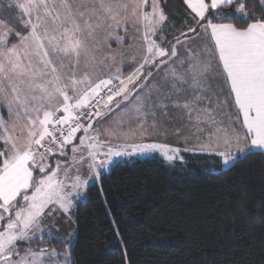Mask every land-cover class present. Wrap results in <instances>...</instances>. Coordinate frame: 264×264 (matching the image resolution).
<instances>
[{"label": "snow or ice", "instance_id": "6c2138e0", "mask_svg": "<svg viewBox=\"0 0 264 264\" xmlns=\"http://www.w3.org/2000/svg\"><path fill=\"white\" fill-rule=\"evenodd\" d=\"M182 4L177 28L168 0H0V264H79L97 185L123 246L102 184L122 164L264 156V0Z\"/></svg>", "mask_w": 264, "mask_h": 264}, {"label": "trees", "instance_id": "16d2710c", "mask_svg": "<svg viewBox=\"0 0 264 264\" xmlns=\"http://www.w3.org/2000/svg\"><path fill=\"white\" fill-rule=\"evenodd\" d=\"M166 11L179 28L182 0H168ZM183 155L169 164L155 154L103 177L123 246L99 185L88 189L76 210L73 255L79 264H126L124 249L127 264H264V156L253 155L222 175L219 160Z\"/></svg>", "mask_w": 264, "mask_h": 264}, {"label": "rangeland", "instance_id": "374dc122", "mask_svg": "<svg viewBox=\"0 0 264 264\" xmlns=\"http://www.w3.org/2000/svg\"><path fill=\"white\" fill-rule=\"evenodd\" d=\"M115 46V45H114ZM134 69H132V71H133ZM125 74H127V73H125ZM169 139L170 140H173V141H168L170 144H172L173 146H179V145H176V141L173 139V138H171V137H169ZM181 147H182V145H180ZM156 155H159V154H156ZM166 161V160H165ZM167 162V161H166ZM167 163H169V162H167ZM170 164V163H169ZM64 228H65V226H61L60 227V229H59V232H60V234H63V232H64Z\"/></svg>", "mask_w": 264, "mask_h": 264}, {"label": "crops", "instance_id": "0c3cea01", "mask_svg": "<svg viewBox=\"0 0 264 264\" xmlns=\"http://www.w3.org/2000/svg\"><path fill=\"white\" fill-rule=\"evenodd\" d=\"M133 67H135V65H133ZM171 137V136H170ZM171 138H173L175 141H176V145H182V141L181 142H177V140H176V138L175 137H171ZM168 141H173V140H170V139H168ZM167 141V142H168ZM160 156V155H159ZM160 157H162V156H160ZM163 158V157H162Z\"/></svg>", "mask_w": 264, "mask_h": 264}]
</instances>
